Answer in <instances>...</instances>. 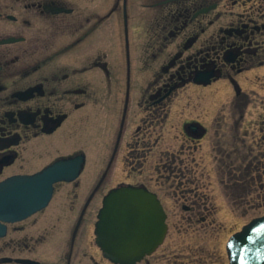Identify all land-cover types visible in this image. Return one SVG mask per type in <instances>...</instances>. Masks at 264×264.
I'll list each match as a JSON object with an SVG mask.
<instances>
[{
  "label": "flooded vegetation",
  "instance_id": "obj_1",
  "mask_svg": "<svg viewBox=\"0 0 264 264\" xmlns=\"http://www.w3.org/2000/svg\"><path fill=\"white\" fill-rule=\"evenodd\" d=\"M233 126L264 141V0H0V181L82 160L47 206L5 222L0 264H122L95 233L122 186L166 214L163 241L130 264H199L194 234L231 188L201 157L240 153L226 147ZM254 158L263 176L264 152ZM63 184L74 199L50 220L65 232L41 231ZM93 223L94 238L82 233Z\"/></svg>",
  "mask_w": 264,
  "mask_h": 264
},
{
  "label": "water",
  "instance_id": "obj_2",
  "mask_svg": "<svg viewBox=\"0 0 264 264\" xmlns=\"http://www.w3.org/2000/svg\"><path fill=\"white\" fill-rule=\"evenodd\" d=\"M80 158L59 160L34 175H16L0 182V236L3 222H14L44 208L52 198L54 183L72 180L80 172ZM95 233L109 258L130 264L151 253L167 232L166 214L157 196L132 186L105 196ZM231 264H264V215L254 218L228 243Z\"/></svg>",
  "mask_w": 264,
  "mask_h": 264
},
{
  "label": "rangeland",
  "instance_id": "obj_3",
  "mask_svg": "<svg viewBox=\"0 0 264 264\" xmlns=\"http://www.w3.org/2000/svg\"><path fill=\"white\" fill-rule=\"evenodd\" d=\"M254 116L255 115H252L251 117ZM236 118L237 117L233 115L232 122H234ZM236 129L231 130L232 141H229L226 147L228 151H233L234 147L238 149L241 148L242 151L240 153L231 154V157L226 156L224 160H222L221 157H217V152L214 154L206 152L207 156L204 158L205 153L203 157H201L203 158V165H206L208 169L210 168V172L214 176L215 186L218 188V186L221 185V180L225 179L229 182L231 188L227 193H216L214 199L216 211L210 216L211 225L208 226V230H200L198 233L194 234L197 235V237L193 238L199 240V245L197 248L193 245L192 248H195V250L199 249V252H196V255L199 256V264H229L228 255L226 253V243L229 237L240 230L241 227L252 218L264 214V174L261 176L258 170L256 171L254 168H248V165H250L252 161V157L254 158L262 151L264 152V141L261 143L260 141H241V131L239 129H237V131ZM168 142L170 145L173 141ZM245 154L246 160L242 158ZM240 165L241 169H239ZM233 168L238 170H233ZM228 171L232 173V176L226 175ZM84 180L87 182L88 177H85ZM236 181H239L240 184L236 183ZM227 182H224L223 185H227ZM67 186V184L59 186L51 205L43 214L39 215L41 231L46 230L47 233H54V231L55 233L62 232L61 228L63 224L60 222L61 224L59 226L57 225L58 227H54L52 226L54 222L50 219L53 218L51 215V212H53L52 208H59L57 209L56 216L59 215L58 218H62L64 212L59 211L61 209L59 204H65L74 199V195L70 193L71 190L66 189ZM168 196L171 197V195ZM169 197H167V200L170 203L172 199ZM95 220L96 216L94 217V221ZM91 225L92 227L89 224L84 225L82 233L90 236L91 232L94 238L95 225L94 223ZM51 227H54V229L51 230ZM200 227H202V225ZM62 229L64 231L65 226H63ZM182 238L184 241L186 240L187 244L190 236L183 234ZM190 246L191 244L188 247ZM205 259L209 261L206 260L205 262Z\"/></svg>",
  "mask_w": 264,
  "mask_h": 264
}]
</instances>
